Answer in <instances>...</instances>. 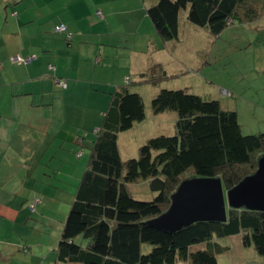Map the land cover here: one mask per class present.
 Here are the masks:
<instances>
[{"label": "trees", "instance_id": "1", "mask_svg": "<svg viewBox=\"0 0 264 264\" xmlns=\"http://www.w3.org/2000/svg\"><path fill=\"white\" fill-rule=\"evenodd\" d=\"M263 1L158 0L147 14L164 42L179 39V14L186 9L190 23L219 37L231 23L259 18ZM149 73L142 77L153 85L167 77L160 67ZM151 109L176 112V134L148 140L139 158L125 162L119 135L145 120V104L128 87L113 92L58 244L59 264H219L217 256L227 248L215 239L237 235L245 247L264 255V212L228 208L225 223L197 222L174 234L150 223L168 211L184 181L221 178L228 191L256 173L264 134L243 135L235 110L183 89L160 90ZM139 180L149 182L153 200L131 195L129 185ZM146 245L152 247L148 253ZM200 245L206 246L196 248Z\"/></svg>", "mask_w": 264, "mask_h": 264}, {"label": "crops", "instance_id": "2", "mask_svg": "<svg viewBox=\"0 0 264 264\" xmlns=\"http://www.w3.org/2000/svg\"><path fill=\"white\" fill-rule=\"evenodd\" d=\"M157 1L0 0V223L9 230L6 236L0 226V259L7 260V264H14L12 260L20 256L16 251L26 258L31 256L33 264L47 261L52 247H57L58 253L59 243L54 246L58 238L49 241L45 230L38 228L39 242H33V235H26L24 225L28 226L29 220L34 224L37 219L43 223L47 220L50 227L56 219L64 229L69 216L66 211L72 207L90 161L84 159L83 145L91 151L93 148L94 141H82L80 145L76 139L80 137L66 130V121H61L56 131L55 118L40 117L39 109L54 110L56 105L73 101L76 94L69 91L80 86V81L91 87L96 84V88L81 87L85 98L95 93L98 99L109 102L113 90L126 85L131 88L132 77L145 82L142 75L153 67L164 70L168 61L166 55L161 56L160 41L147 14ZM62 24L67 26L71 38L55 32V27ZM71 50L86 64L68 59ZM17 57L25 62L17 61ZM89 68L91 72H83ZM95 89L108 93L102 95ZM106 111L101 110L103 119ZM150 112L148 109L147 116H151ZM60 153L66 164L75 168L73 176H68L72 183H56L55 177L60 173L54 170L58 162L64 163L57 159ZM38 169H43L44 174L33 179ZM41 177L45 180L38 183ZM55 188L70 190V198L65 199ZM18 199L23 201L20 205ZM25 203H32L34 208H27ZM228 240L243 254L248 253L247 248H254L245 247L241 235L215 239L227 248L217 258L231 251ZM56 261L59 264L58 257Z\"/></svg>", "mask_w": 264, "mask_h": 264}, {"label": "rangeland", "instance_id": "3", "mask_svg": "<svg viewBox=\"0 0 264 264\" xmlns=\"http://www.w3.org/2000/svg\"><path fill=\"white\" fill-rule=\"evenodd\" d=\"M259 6L260 9H264V1ZM187 16L188 10H181L179 14L180 38L169 42L161 40L152 24L160 41L161 56L164 57L166 55L168 61L166 67H164L167 77L163 78L157 85L149 83L147 85L145 82L132 77L134 81L131 80V88L129 87L128 89L132 93L141 94L147 112L148 109H151V98L158 94L159 90H178L183 87L182 89L190 94L201 96L205 100H219L224 108L235 110L238 114L243 135L264 134V10L261 16L252 22L241 23L237 21L229 24L219 37L213 36L208 30L190 23ZM153 44L155 45L156 43L154 42ZM69 58H72L74 63L79 60L81 65L86 64L72 50L68 54ZM83 72L89 73L91 68ZM150 73L148 71L146 74ZM89 77L92 78V76ZM82 78L84 79V77ZM79 83L80 86L78 84L69 91V93L76 94V98L73 101L66 103L64 106L56 105L54 110L46 108L48 110L43 112L42 109H39L38 115L46 119L55 118L56 131L61 127L59 123L66 121V130H70L73 135L80 137L76 138L79 143L82 141L86 142V140L91 142L95 141L96 132L102 127L103 115L101 110L102 108L104 110L108 109L111 96L115 90L109 94V102L98 99L95 93L88 99L85 98L87 97L85 90L81 87L91 89L92 87L96 88V84L91 82V87L84 81ZM95 90L102 95L108 93L107 90ZM82 98L85 99L82 101ZM150 113L151 116H147L146 113L145 120L136 123L132 129L119 135V149L123 161L139 158L140 149L148 140L161 135L174 136L176 134L175 126L178 118L176 112L161 113L162 116H160V114H155L151 109ZM95 123H97L96 126ZM80 145L82 144L80 143ZM83 147L85 149L81 152H84V159L87 161L90 159L92 151L86 144ZM64 158V155L60 153L57 159L62 160L64 163L58 162L54 170V172L60 173L55 178L56 183L61 185L64 182L72 183L71 180L69 181L68 176H73L75 171L73 166L66 164ZM42 170L38 169L33 179H36L37 174H44ZM31 172L34 171L32 170ZM75 173L79 174V171ZM44 180L41 177L38 179V183ZM129 189L131 195L137 200L150 201L156 197V194L152 193L149 188V182L145 180L130 184ZM55 190L60 195H64L65 199L70 198V190L61 188H55ZM21 196L24 195L21 194ZM18 200L20 201V199ZM21 202L23 201H20L19 205ZM30 205L32 206V203H25L27 208ZM54 208H56V205ZM70 210L71 206L66 211V215L69 214ZM56 212L58 213L57 209ZM33 222L34 224L37 223V225L31 224L30 220L28 221V226L24 225L27 228L25 231L26 235H33V242H39L38 234L40 233L38 228H42L48 234L49 241L58 238L54 242V246L59 243L63 229L60 221L55 219L50 227H47V220H44L43 223L35 219ZM0 226L6 236H9L7 227L3 223H0ZM34 229L35 231L33 232ZM44 239L47 242V239ZM228 241L231 251L227 255L218 257L219 264H264V255L258 254L255 248L251 250L247 248L246 251L248 253L243 254L232 240ZM77 242L80 243L79 241ZM53 248L49 254L50 256L46 258L48 262L43 261L42 264H56L58 257L57 247ZM37 249L40 250L41 246H37ZM151 249V246L146 245L143 252L148 253ZM15 253L20 256H16L12 260L14 264H20L21 262L23 264H33L31 256L26 258L27 256H24L22 252L16 251ZM188 263L190 262L185 261L180 264ZM0 264H7V260L0 259Z\"/></svg>", "mask_w": 264, "mask_h": 264}, {"label": "water", "instance_id": "4", "mask_svg": "<svg viewBox=\"0 0 264 264\" xmlns=\"http://www.w3.org/2000/svg\"><path fill=\"white\" fill-rule=\"evenodd\" d=\"M228 208L264 212V156L256 173L228 191L221 178L184 181L173 195L168 211L150 223L174 234L197 222L225 223Z\"/></svg>", "mask_w": 264, "mask_h": 264}, {"label": "built area", "instance_id": "5", "mask_svg": "<svg viewBox=\"0 0 264 264\" xmlns=\"http://www.w3.org/2000/svg\"><path fill=\"white\" fill-rule=\"evenodd\" d=\"M67 31H68V30H67V27H66L64 24L55 27V32H56V33H67ZM68 37L71 38L70 35H68ZM16 60H17V61H20V62H25V60H23V59H21V58H19V57H17ZM51 68H53V67L51 66ZM58 82H59V85H60V86L66 87V84H65V83H62V82H60V81H58ZM31 208L33 209L34 206H32Z\"/></svg>", "mask_w": 264, "mask_h": 264}, {"label": "clouds", "instance_id": "6", "mask_svg": "<svg viewBox=\"0 0 264 264\" xmlns=\"http://www.w3.org/2000/svg\"><path fill=\"white\" fill-rule=\"evenodd\" d=\"M80 156H81V154H80Z\"/></svg>", "mask_w": 264, "mask_h": 264}]
</instances>
